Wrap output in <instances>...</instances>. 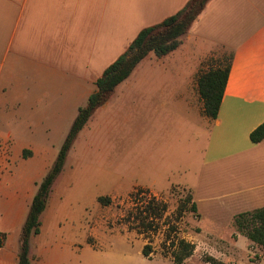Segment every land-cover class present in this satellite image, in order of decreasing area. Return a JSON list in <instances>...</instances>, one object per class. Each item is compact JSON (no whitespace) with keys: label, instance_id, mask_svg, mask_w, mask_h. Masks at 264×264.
<instances>
[{"label":"crops","instance_id":"1","mask_svg":"<svg viewBox=\"0 0 264 264\" xmlns=\"http://www.w3.org/2000/svg\"><path fill=\"white\" fill-rule=\"evenodd\" d=\"M188 1L0 0V264H18L22 225L52 164L49 147L38 143L42 139L37 136L71 126L97 90V79L138 33L176 14ZM181 41L168 54L146 56L127 86L121 83L112 94L127 103L112 104L111 113V96L80 133L87 125L100 129L127 110L129 138L136 140V126L142 122L151 126L155 118L163 124L169 109H196L209 132L191 193L201 219L226 227L236 214L264 206V139L254 143L250 138L264 122V0H209ZM231 54L218 116L210 119L203 113L198 79ZM171 116L190 120L183 111ZM149 150L147 145V158ZM167 156L177 166L179 155ZM171 163L167 166L173 168ZM64 176L56 179L59 190H51L41 231L31 238V264H74L71 255L82 254L67 242L62 217H52L69 186ZM241 240L243 247H232L241 258L214 254L216 264H264V248L246 236L237 242Z\"/></svg>","mask_w":264,"mask_h":264},{"label":"rangeland","instance_id":"2","mask_svg":"<svg viewBox=\"0 0 264 264\" xmlns=\"http://www.w3.org/2000/svg\"><path fill=\"white\" fill-rule=\"evenodd\" d=\"M122 83L127 86V79ZM127 101L113 95L109 112L115 113L112 104ZM126 111L111 120L106 117L109 120L102 123L100 129H90L87 125L84 132H79L58 178L63 180L65 173L69 186H65V194L52 217H62L60 226L69 232L67 242H74L78 249H82L81 255H71L70 262L176 264L173 243L180 239L194 246L191 258L184 264H216L214 254L228 260L241 258L238 249L232 247H243L244 241L241 240L240 244L237 240L246 235L232 222L226 227L206 222L190 209L191 204L187 210H180L191 193L203 161L209 132L205 119L197 117L196 109H169L166 120L163 116V124H156L158 119L155 118L151 126L142 122L136 126L139 139L130 140L129 123L124 116ZM182 111L190 114V120H183L181 116L172 118V114L181 115ZM97 113L94 112L96 119ZM9 118L3 125L6 130L10 126ZM1 120L4 122V118ZM69 127L52 128L50 134L37 136L42 139L38 143L51 151L48 162L53 164L55 161ZM147 145L151 152L149 158L145 154ZM169 153L179 155L177 166L174 165L177 160L167 156ZM25 156L28 153L25 152ZM21 161L24 166L27 164L26 159ZM171 162L173 168L167 166ZM58 186L54 184L52 192L59 190ZM99 196H109L111 200L102 204L98 201ZM151 199L162 210L163 205L166 208L161 216L149 213L148 220L153 222V227L146 228L136 216L140 210H144V215L148 214L145 207ZM145 245L151 247L149 257L143 254Z\"/></svg>","mask_w":264,"mask_h":264},{"label":"trees","instance_id":"3","mask_svg":"<svg viewBox=\"0 0 264 264\" xmlns=\"http://www.w3.org/2000/svg\"><path fill=\"white\" fill-rule=\"evenodd\" d=\"M208 1L189 0L183 9L176 14L156 25L142 29L129 44L127 50L110 64L97 79V90L90 94L87 103L79 108L55 161L39 183L30 203L19 237L18 264H31V238L41 231V215L47 207L52 187L64 168L68 153L79 132L94 112L110 99L116 87L130 76L146 56L152 52L162 56L180 46L181 37L188 32ZM232 58L233 54L226 57L225 62L221 65L211 68L198 79L199 93L204 103L203 113L210 119H215L218 116ZM250 138L254 143H259L264 139V122L251 132ZM110 200L109 196L98 197V201L102 204H108ZM189 204H191L190 209L197 213V206L192 193L186 196L180 210H187ZM162 207L163 210L160 205L155 204L154 200L151 199L146 202L145 211L148 214L144 215V210H140L136 217L140 219L143 226L152 228L153 222L148 220L149 213L161 216L166 206L163 205ZM232 223L238 231L244 233L251 240L252 244L264 248V206L236 214ZM173 246V258L176 264H182L194 251V246L184 239L173 243ZM150 253L151 247L145 245L143 248L144 256L149 257ZM213 262L217 263L215 260Z\"/></svg>","mask_w":264,"mask_h":264}]
</instances>
